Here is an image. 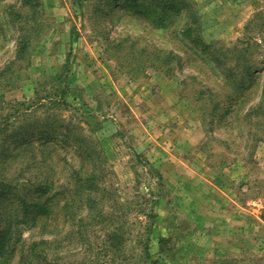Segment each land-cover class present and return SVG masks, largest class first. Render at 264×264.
Returning a JSON list of instances; mask_svg holds the SVG:
<instances>
[{"label":"rangeland","instance_id":"obj_1","mask_svg":"<svg viewBox=\"0 0 264 264\" xmlns=\"http://www.w3.org/2000/svg\"><path fill=\"white\" fill-rule=\"evenodd\" d=\"M8 4L21 6L0 0V106L31 104L14 123L34 131L39 166L6 175L65 192L44 230L43 216L22 217L0 264H19V245L40 235L64 236L47 257L66 264H264V0H38L14 63L23 20ZM240 66L257 68L242 92ZM35 89L47 95L37 105ZM79 168L96 185L94 205L81 191L82 227L64 214ZM113 219L123 246L99 257Z\"/></svg>","mask_w":264,"mask_h":264},{"label":"trees","instance_id":"obj_2","mask_svg":"<svg viewBox=\"0 0 264 264\" xmlns=\"http://www.w3.org/2000/svg\"><path fill=\"white\" fill-rule=\"evenodd\" d=\"M21 6L18 8V10L13 11L12 7H14L12 4H8L5 11L8 15H12L13 19L12 21L16 22L17 18H27L28 12H33V9L36 8L38 5V0H20ZM11 13V14H10ZM146 14V13H145ZM31 18V17H30ZM19 19V20H20ZM23 23H21L19 26L15 27V24L13 22V27H15L16 35L14 40V59L12 63L18 62L22 60L30 47L31 38L29 37V34L27 31L22 32L24 28V25H26L27 21L22 19ZM237 68V66H236ZM233 67L229 69L228 73H225V77L227 76L230 78L231 75H235V70H232ZM257 70L256 67H246L244 69L243 66L239 67V71L236 72V75L239 77V83L237 90L238 92H242L245 89H243L241 84H243L244 80L251 75V73H254ZM60 77V74L59 76ZM36 99L34 105H37L41 102V99L45 98L47 95H41L39 96L38 89H35ZM56 94H63L64 88L63 87H57ZM263 95H264V88H263ZM262 99V98H261ZM233 102L238 103L240 102V99H235ZM0 101V105H1ZM31 104H26L25 102H18L15 103V105H9L7 107L9 111L5 112L3 114L2 109L3 107L0 106V145H2V148H0V263H3L4 260L7 259L8 256L11 255L12 252L16 249L15 245L17 244V239L12 244L11 240L14 237L15 233L19 230L18 227L21 222H24L25 220H22V217H30L31 213L34 212L32 216V222H36L40 216H43L44 218L41 220L42 223V230L46 227L45 224H48V221L50 220V214L53 211L52 204H49V201L56 197V195L61 194L64 191V188L60 189H54L52 186L54 184V180L50 181L47 179L48 176H37V182L30 181V178L25 177L23 182L19 183L17 177H12L6 175V172L9 171V168H12V165L14 166L15 163L20 164V168H24L26 171L30 167H36V159L35 154L32 150H34L35 144L33 143V139L31 137L32 134H34V131L32 130L31 126L28 124H22L18 123L15 124L16 118L19 115H24L27 112V108H31ZM260 108L258 104H255L254 106H251L249 109H257ZM17 123V122H16ZM41 132V131H40ZM42 145H47V141H42ZM13 145V151H11L10 156H8V159H3L1 156L5 155L9 146ZM34 156V157H33ZM36 162V163H35ZM36 164V165H35ZM39 166V165H37ZM80 168L74 169L72 171L73 177V186L71 187V198L69 199V202L67 206L65 207L64 214L69 215L72 220L78 225L79 227L83 225L84 218L80 212H81V203L84 202L81 199V191L82 190H88L87 193H85V202L88 199V202L92 205H94L95 197L91 192L92 187H96L94 182V176L89 175H80ZM35 177V176H34ZM53 190H56L53 192ZM21 191V192H20ZM19 192V193H18ZM63 206V205H62ZM74 207V209L72 208ZM91 207V206H90ZM71 208V209H70ZM96 209V208H95ZM91 210V209H90ZM92 211H90L91 214ZM89 214V215H90ZM94 218L97 220V223L99 224H107V219L109 218V215L105 214L101 210H95L93 211ZM88 215V217H90ZM52 218V217H51ZM74 218V219H73ZM114 225L108 224V226H111L109 230H107V227L105 228V232L103 233V237L100 240V247L98 248L99 257L106 258L110 256V253H113V255L116 253V250H121L122 248V238L124 234H126L124 230V224L120 223L118 220V224L115 223V220L113 219L112 222ZM85 224V223H84ZM45 226V227H44ZM57 229V224L54 225V228ZM80 232V231H79ZM78 232V233H79ZM19 233V231H18ZM76 233L75 231H67V239L71 240L73 238V235ZM81 235V233H79ZM78 234V235H79ZM72 237V238H71ZM19 238V237H18ZM65 238L59 237V238H44L42 235H40L37 238H32L28 243L22 242L19 245V264H66L63 262H59L58 259L61 257H55L54 255H51L54 257V259H50V257H47L48 252L50 253V250L57 249L61 247L60 242L63 241ZM164 242V239L159 240V244ZM59 243V244H58ZM115 249V252H114ZM97 255V254H96ZM95 255V257H96ZM63 258V257H62ZM109 258V257H108ZM114 262V259L112 260ZM92 262V261H90ZM103 264H110L107 262V260L102 261ZM70 264V263H67ZM92 264V263H89ZM93 264L94 260H93ZM113 264V263H112ZM120 264V263H119Z\"/></svg>","mask_w":264,"mask_h":264}]
</instances>
